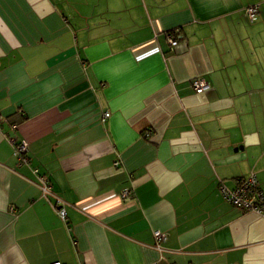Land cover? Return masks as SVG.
I'll return each instance as SVG.
<instances>
[{
    "label": "crops",
    "instance_id": "0c3cea01",
    "mask_svg": "<svg viewBox=\"0 0 264 264\" xmlns=\"http://www.w3.org/2000/svg\"><path fill=\"white\" fill-rule=\"evenodd\" d=\"M0 116V264H264V0H0Z\"/></svg>",
    "mask_w": 264,
    "mask_h": 264
},
{
    "label": "built area",
    "instance_id": "2783aa9c",
    "mask_svg": "<svg viewBox=\"0 0 264 264\" xmlns=\"http://www.w3.org/2000/svg\"><path fill=\"white\" fill-rule=\"evenodd\" d=\"M259 5L250 6L247 8V16L251 22H255L257 20V16L259 13ZM170 43L172 47H176L178 45V41L174 39L171 35L169 36ZM192 86L196 93L203 94L209 90V85L204 78H196L192 81ZM110 113L105 114V118H109ZM1 120V116H0ZM150 135L147 134V137ZM28 152V144L26 142H21L20 144H16V155L22 161L25 160L26 153ZM34 173L37 175L38 179L41 183V190L44 195H48L51 193V181L46 175L39 174L38 170H34ZM220 194L222 197L231 203L233 206L245 210V211H253L257 213H263L264 211V193L261 190L259 181L256 175H252L249 178L239 180L235 189L231 190L225 187L224 185H220ZM129 191L125 190L122 193V197L125 198L128 196ZM55 208L59 217L66 221L67 219V211L64 206V202L61 199H56ZM155 238L158 243L166 240V235L161 232H155ZM52 264H61L59 262H55Z\"/></svg>",
    "mask_w": 264,
    "mask_h": 264
}]
</instances>
